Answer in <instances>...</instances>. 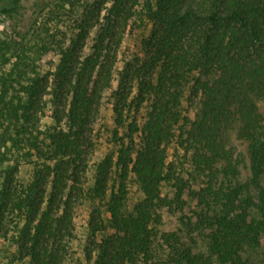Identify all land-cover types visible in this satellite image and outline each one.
Returning <instances> with one entry per match:
<instances>
[{
	"label": "trees",
	"instance_id": "16d2710c",
	"mask_svg": "<svg viewBox=\"0 0 264 264\" xmlns=\"http://www.w3.org/2000/svg\"><path fill=\"white\" fill-rule=\"evenodd\" d=\"M109 1L84 3L78 31L67 45L56 42L52 47L40 38L32 47L34 55H18L19 63L3 78L0 168L11 160L15 164L0 169V236L24 219L16 241L21 257L31 264H66L74 210L86 197L92 205L107 202V218L99 207L90 216L92 238L85 250L91 264H160L153 261L159 210L175 206L183 211L187 204L181 182L175 184L173 199L162 196V184L174 179L167 147L178 135L198 168L219 165L226 174H237L221 140L229 122L238 120L247 143L250 183L216 198V213L206 219L207 254L195 253L174 234H166L165 240L170 243L169 264H249L246 248L264 234V111L255 101L264 100V0H112L106 6ZM19 2L0 14L10 16ZM140 14L152 24L142 45L156 82L141 81L138 95L129 99V82L140 74H132L128 66L118 72L116 66L123 40ZM93 27L96 40L87 53ZM51 51L59 56L55 69L38 71L37 61ZM191 81L194 119L182 109ZM110 91L118 125L133 114L129 142L120 138L116 159H102L86 189L95 125ZM47 117L53 123L43 128ZM13 148H27L28 155L41 160L27 185L16 177L20 159L10 156ZM131 174L145 197L128 211Z\"/></svg>",
	"mask_w": 264,
	"mask_h": 264
},
{
	"label": "rangeland",
	"instance_id": "374dc122",
	"mask_svg": "<svg viewBox=\"0 0 264 264\" xmlns=\"http://www.w3.org/2000/svg\"><path fill=\"white\" fill-rule=\"evenodd\" d=\"M92 3L94 0H20L18 8L10 15L0 14V87L2 88L3 78L10 74L19 63L18 55H34L32 47L40 38L45 37L48 44L57 47V44L67 45L78 31V20L80 21V11L83 10L84 3ZM112 1V0H111ZM111 1L106 6L111 5ZM14 0H0V9L4 7L12 8ZM106 9V7L104 6ZM106 10L102 11L105 14ZM132 30L123 40L118 52L117 70L122 71L128 66L132 74L137 70L139 78H132L129 82L131 89L130 98L136 97L139 92L141 81L153 80L156 82V74L147 67L146 50L142 45L143 40L152 34V24L146 17L140 14L135 20ZM91 23V22H90ZM92 25V24H91ZM96 29H91L87 45L84 49L87 53L90 46L96 40ZM31 56V57H32ZM59 56L54 51L44 54L42 60L37 61L36 68L40 72L55 69ZM24 63L20 61L22 69ZM120 74L117 73V76ZM13 77H15L13 75ZM154 77V78H152ZM12 79V78H11ZM10 83V82H9ZM118 79H115L112 90L117 88ZM193 81L184 89L182 100L183 112L189 117H194L197 107ZM0 88V90H1ZM111 90V91H112ZM106 92L100 109L99 118L95 125V148L91 154L89 162V172L86 176L85 188L88 189L94 180L96 165L106 156L116 159L120 138L127 143V135L130 133L129 124L133 121V114L125 116L122 125H118L117 116L114 112L115 102L111 97L112 93ZM260 110L264 111V100L257 101ZM136 103V101L134 102ZM145 104L141 108V113H145L148 106ZM132 107H134L132 105ZM190 119V118H189ZM194 119V118H193ZM52 124L49 117L42 118V127ZM179 131L177 129V132ZM137 134L135 135V138ZM136 138V142H138ZM221 143L229 150L237 166L238 173L226 174L220 170L219 165L212 169L198 168L193 160L191 152L186 150V143L179 136L167 147L168 164L172 170L173 180L166 181L161 186L163 197L173 199L177 194L175 184L182 183L184 188L183 199L187 202L185 210H178L175 206L160 208V222L156 226L157 237L155 242V258L153 261L160 264H169L167 259L170 243L166 242V234H174L179 237V242L191 246L195 253L207 254L209 224L207 218L214 216L217 210L215 200L218 196L229 193V191L240 184L250 183L249 161L246 153L247 143L242 134V123L238 120H231L226 129L222 132ZM27 148L16 150L13 148L14 156L20 159L19 170L17 172L18 182L27 185L33 177L36 163L41 161L35 154L28 155ZM14 160L4 164L2 168L13 165ZM0 168V169H2ZM113 174V173H112ZM260 185L264 188V176L260 180ZM254 194L258 189L251 186ZM128 195L125 208L132 211L134 207L144 200V193L141 190L137 178L131 174L128 179ZM192 192L195 193L191 194ZM194 196V198H191ZM93 204V203H92ZM89 200L80 198L74 210V235L69 242V254L66 264H91L87 260L86 247L91 241L90 216L94 208H100L102 215L107 218L106 204L92 205ZM24 219L18 225L11 224L9 231L0 236V264H31L28 259H23L18 251L17 239L20 236V229L24 225ZM164 235V236H163ZM168 253V254H167ZM167 254V255H166ZM245 257L249 264H264V234L257 244L246 248Z\"/></svg>",
	"mask_w": 264,
	"mask_h": 264
}]
</instances>
